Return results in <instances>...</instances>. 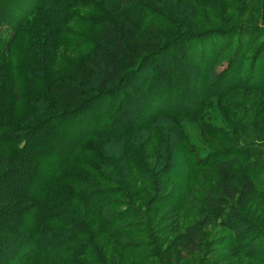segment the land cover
I'll use <instances>...</instances> for the list:
<instances>
[{"label":"rangeland","instance_id":"rangeland-1","mask_svg":"<svg viewBox=\"0 0 264 264\" xmlns=\"http://www.w3.org/2000/svg\"><path fill=\"white\" fill-rule=\"evenodd\" d=\"M12 1L0 2V9L3 10L0 27L1 30L8 28L7 31L4 29L5 36H11L13 33H10L9 29L16 18V13L10 10ZM15 1L19 3V0ZM83 1L87 4L95 0ZM145 1L150 4L144 7L147 11L139 6L130 7L127 15L135 22H157L156 27H159L161 33L164 32L161 36L157 35V38L172 40V36L165 30H169L174 24L178 25L179 31L191 32L180 34L178 38L173 39V46L168 55L161 61L155 59L154 63L157 65L156 69L163 64L169 70L174 93H179L178 100L169 98L166 101V98H162L161 87L156 88L152 95L146 92V84L154 79H162L154 77L156 69L152 63H147V81L140 83L142 73L138 81L126 85L123 88L124 98L120 99L121 96L118 95L117 104L109 95L102 96L93 103H88L80 111L58 119L56 123L50 122L40 138L31 141L32 143L28 142L31 151L37 148L31 152L32 155L39 156L34 178L30 180L31 185L37 187L41 184L43 178L48 176L45 169L54 166L57 159L62 158L68 149L71 150L75 146L77 137L84 129L91 133L93 129L102 128L107 121H116L121 112L120 122L114 125L113 129L142 126L158 113L186 114L182 117L176 115L175 118L167 115L149 127L141 128V132L138 130L139 133H131L127 137L97 139L92 143L84 141L78 146L61 170H76L83 175L89 174L94 185L83 186L81 189L68 186L64 188L46 181L45 184H51L45 191L46 197H41V200L45 202L50 194H56L54 196L60 198L70 219L74 216L82 221L83 226L75 230L68 226L62 227L59 223L47 225V230L61 233L60 239L54 241L48 238L43 246L36 247L39 248L37 251H56L54 247L63 246L66 240L71 241L70 244L79 245L80 249L60 248L62 250L58 254L55 252L47 255L50 262L45 264H264V253H246V248H235L234 232L214 223L203 228L205 239L201 248L195 251L183 248L184 228L190 224H200L203 218L208 216L204 195L220 180L218 169L212 164L201 166L199 161L195 168H189L190 149L199 146L198 157L203 154L201 147L213 150L216 153L214 157H219L224 156L227 149H232L236 144H259L264 141V89L243 87L244 82L239 85L241 88L235 90L230 88L232 84L225 83L223 87L219 85L222 70L226 66L224 48L219 55L216 54L213 65L207 72L206 84L205 78L203 79L206 73L198 61L206 58L209 50L217 46L222 47L225 36L207 37L194 43L190 36L193 35L192 32L216 31L225 25L237 24L241 33L233 36V45L240 41L248 43L247 40L253 38L251 45H248L250 50L246 57H249L263 39L257 29L252 31L253 34L247 33L245 29L248 26L264 27V0H203L205 5H198L196 1L200 0ZM32 2L33 0L31 5ZM51 2L52 0H48V6L52 5ZM51 8L55 7L51 6L49 10ZM65 10L76 18L101 15L97 11L91 12L92 8L71 7ZM62 13V10H43L41 15L32 16L31 21L35 20L36 25L32 29V35L25 38L27 35L23 32L30 27H23L9 48V60H1L0 105L8 106L13 118L25 117L33 107V95L43 85L37 74L39 68L43 67V72L46 69L45 73L52 77L71 72L78 66L79 60H85V54L91 50L93 41L89 36L94 38L102 28L99 24L85 26L80 21L58 25ZM45 14L48 16L47 20ZM145 27L146 25L139 30H133L135 40L150 36L151 31ZM55 28H59L60 33L55 34ZM36 32L39 41L34 40ZM80 36L89 38V42L84 41L87 45H80ZM98 38L97 36L96 39ZM211 41L218 44H213V47ZM31 42L35 44L33 47H29ZM189 43L198 49L197 57L185 50ZM32 58L35 59L34 64H31ZM40 59H44L45 66L38 62ZM23 60H26V63L23 64ZM186 62L190 69H187ZM130 88L141 89L142 99L130 97ZM36 110L37 113H43L44 109L41 106ZM40 148L44 151L40 152ZM92 150L94 158L89 155ZM167 154L174 156L173 164L165 165ZM250 157L260 166L257 173L261 182H264V153L251 154ZM155 174H159L161 178L157 186L154 181ZM82 196L87 199H82ZM101 213L114 216L113 220L106 216V222L110 218L108 227L104 226ZM243 213L255 224L259 231L258 236L264 237V202L252 200L244 206ZM22 218L13 227L16 233H24L22 228H28L29 222ZM116 218L119 223L115 226L116 232L112 233L111 227L117 225ZM4 229L9 227H0V236L7 239L6 249L0 250V264H11L19 254L26 252L28 246L23 243L22 238L6 236ZM25 233L31 234L32 228ZM52 234L54 233L49 235ZM82 250H86L88 256H79L84 252ZM37 251H32V255L38 254ZM21 258L20 264H33L27 261V254Z\"/></svg>","mask_w":264,"mask_h":264},{"label":"trees","instance_id":"trees-1","mask_svg":"<svg viewBox=\"0 0 264 264\" xmlns=\"http://www.w3.org/2000/svg\"><path fill=\"white\" fill-rule=\"evenodd\" d=\"M3 1L7 3L9 0H0V2ZM47 2L48 0H33L31 5V0H23V2L19 0V3L13 0L12 3H10L11 12L16 13L14 23L9 26L10 33L13 32L14 34H10L11 36L7 34V36H5L4 32H6L8 28H2L3 30H1L0 27V63L2 59L9 60V48H11L14 37L21 32L23 27H30L29 30L25 29L26 31L23 32V34L27 35L25 38L32 35V29L35 28L36 25L34 23L35 20L31 21V17L36 16V14L38 16L41 15V11L43 10H47L48 12L51 10L54 12L62 10L63 13L61 14V20H59L58 25L60 23L65 24L80 21L84 23L85 26L87 24H92L94 26L99 24L102 25V28L100 32L96 34L99 37L98 39H96L97 36L94 38L93 36H89L93 41L91 42L93 46L91 50L85 54V60H79L81 63L78 62V66L74 67L71 72H64L60 76L52 77L45 73L46 69L43 72V67L42 69L39 68L37 74L43 81V85L41 86L42 89L40 88L33 95V107L25 114V117L13 118L10 116L11 112L8 106L0 105L2 111L0 112V227H9V229H4L6 230V236H11L16 239L22 238L23 243L28 246L25 250L26 252L19 254L18 258L11 264H20L22 260L21 256L24 254H27V261L33 264H45V262H50L47 255H52L55 252L58 254L62 250L60 248L80 249L79 245L75 243L70 244L71 241L67 242L66 240H64L65 244H63V246L54 247L56 251L51 250L46 253L44 250L42 252L37 251L39 248H36L39 245L43 246L45 241H48V238L54 239V241L60 239L61 233L54 232L55 230H47V225L59 223L62 227L68 226L75 230L83 226L82 221L77 220L74 216L70 219L69 213L66 212L60 202V198L54 196L56 194L53 196L50 194V197L46 198L45 202L41 200V197L44 198L47 194L45 191L48 185L51 184H45L46 181H50L56 186L59 184L64 188L68 186L81 189L83 186L94 185L92 179H90L91 175L89 174L83 175L76 170L71 172H62L61 170L71 159L78 146L84 141L92 143V141H96L97 139L127 137L131 133L138 132V130L141 132L143 130L141 128H147L153 123L158 122L161 118H165L167 115L171 116V118H175L176 115L182 117L184 116L183 114H186L184 112L178 114L158 113L153 115V119H151L150 122H145L142 126L138 125L130 129L121 130L117 128L113 129L114 125L120 122L121 112L116 121H107L102 128L93 129L91 133H89V130L84 129L81 135L77 137L75 146L71 150L68 149L62 158L57 159L54 166L45 169L47 171L45 173H48V176L43 178L41 184L37 187L31 185L30 180L34 178L35 168L38 167L37 159L39 156L32 155L31 152L36 151L37 148L31 151L28 142L32 143L31 141L38 137L40 138L44 130H47L50 122L53 121L56 123L58 119L70 115L73 112H77L78 110L80 111L83 107L88 105V103H93L102 96L109 95L114 103L117 104L119 96H121L120 99L124 98L123 88H125L126 85L138 81L142 73L143 78L140 83L147 81L149 76L147 63H152L154 68L157 67V65L154 64L156 60H163V58L168 55L167 53L170 49H172L173 43L171 41L178 38L180 34L191 33L190 30L187 32L179 31L178 25L174 24L169 30H165L170 37L172 36V40L157 38V35L161 36V34L164 33H161L159 27H156V25H158L157 22H145L144 20L135 22L127 15V11L130 7L134 8L139 6L140 9L147 11L144 7L150 6V4L145 0H95L89 1L87 4H84L83 0H52L51 6L55 8H51V10H49L51 6H48ZM196 2L197 4L205 5L203 0ZM20 3L25 5H21ZM71 7L75 9L92 8L93 10L91 12L97 11V13L100 12L101 15L97 17H90L88 15L86 17H72V15L68 13L69 11L67 12L65 10ZM2 11L3 10L0 9V25L3 20ZM36 18L38 19V17ZM45 19H48L46 14ZM58 25L57 27H59ZM144 25H146L145 28L151 31L150 36L145 39L144 37L142 39L139 37L138 40H135V37L132 35L133 30H139L140 27H144ZM239 29H241L239 25L230 24L216 31L203 30L200 32H192L193 35L190 36V39L193 43L206 39L207 37L225 36L222 47L217 46L214 48L216 51L215 53L214 49L209 50L206 54V58L201 62L198 61L200 66H202L203 72L206 73L203 79L205 78L207 84V72L211 69L216 54L219 55V52L224 48L223 52L224 54L226 53L224 56L226 66L222 70L219 85L223 87L225 83L229 85L232 84L233 86L230 88L233 90L241 88L242 86H246L250 89H264L262 88L264 83V48L262 49L264 46V27H246L245 30L247 33L257 29L258 33H260V37L263 39L258 48L252 52L249 57H246L250 50V46L248 45H251V42L254 40L253 38H251L250 41L247 40L248 43H243L238 39L240 42L233 45V36L241 33ZM54 32L55 34L60 33L59 28H55ZM243 33L245 34V32ZM34 34L36 35L34 40L39 41L37 37L38 32ZM230 37H233L232 40ZM89 38L80 36L79 40H82L79 42L80 45H87L85 42H87ZM211 43L212 45H215V43L218 44V42L212 41ZM31 45L33 47L35 44L31 42L29 47H31ZM185 50L189 52L190 55L197 57L198 49L190 46V43ZM88 56L89 58H87ZM36 59H38L37 56ZM43 60L44 59H40L38 62L40 61L39 63L45 66ZM22 62L24 64L26 60ZM34 62L35 59L32 58L31 64H34ZM187 63L188 62H186L187 69H190ZM168 71L169 70L166 69L163 64L160 68L158 67V69L154 70L156 74L154 77L157 76L162 79L161 81L154 79L146 84V92L152 95L156 88L161 87L160 91L163 92L162 98H166V101L169 98H175L177 101V95L179 93H177V91L174 93L171 86L172 77L168 74ZM243 82L244 85L239 86ZM130 89H132L130 97L139 100L142 99L143 94H141V89ZM41 106H43L44 109L43 113H37L36 109ZM115 109H117V107ZM45 147L46 149L48 148L47 146ZM199 148V146H194L190 149L191 162L189 168H195L199 165V161H201V166L207 165V163L212 164L218 169L220 180L215 186L210 187L204 195L203 200L208 210V216L204 217L200 224H190L184 228L183 248L191 251L201 248L205 239L203 228L214 223L215 225L234 232L233 245L235 248H246V253L251 251L253 253L255 251H259L260 254L264 253V237L262 235L258 236L259 231L255 224L243 213L244 206L252 200H262L264 202V182H261L262 180L258 177L257 173L260 166H257L255 159L250 157L251 154L262 155L264 153V141H261L259 144H236L232 149H227L224 156L222 155L219 157H214L216 153L213 150H207L203 147H201L203 154H200L198 157ZM42 151H44V149L42 150L40 148V152ZM93 153V150L89 153L91 158H94ZM173 157L171 154H167L165 165L173 164ZM194 159L198 161L196 162ZM14 174L16 175L14 176ZM13 177L15 179H13ZM36 178L38 181V176H36ZM159 179H161L159 174H155L154 181L156 186ZM84 192H82V194ZM82 199L87 198L82 196ZM86 201L87 200H83V202ZM100 216L101 220L103 219L104 226L107 227L110 223V218L113 220L114 217L113 215L110 217L107 213H101ZM106 216L110 217L107 222ZM21 218L29 222L28 228H22L24 233L22 231L16 233L13 227ZM116 219L115 223L117 224L119 222L118 218ZM1 223H3V227ZM113 225L114 224H112V226ZM115 226H118V224L111 227L112 233L116 232ZM31 228L32 233L26 234L25 231L31 230ZM51 233L55 235L52 234V236H50L49 234ZM0 234H2L1 230ZM17 234L19 237H17ZM6 240L5 236H0V250L6 249ZM32 251H37L38 254L32 255ZM82 251L84 252L80 253L79 256H88L86 250ZM57 260L58 257L56 258V261ZM100 264H104V262Z\"/></svg>","mask_w":264,"mask_h":264}]
</instances>
